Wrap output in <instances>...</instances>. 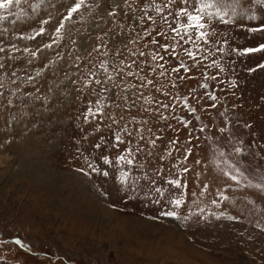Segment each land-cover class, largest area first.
I'll list each match as a JSON object with an SVG mask.
<instances>
[{
    "label": "rangeland",
    "instance_id": "rangeland-1",
    "mask_svg": "<svg viewBox=\"0 0 264 264\" xmlns=\"http://www.w3.org/2000/svg\"><path fill=\"white\" fill-rule=\"evenodd\" d=\"M151 2L139 0L137 7L136 0H130L135 16L138 18L142 15V7ZM154 2L162 7L167 4V0ZM243 2L247 4L249 0ZM29 3L39 7L29 8L22 0L20 5H13L11 14L0 10V14L7 16L6 20L0 21V30L7 29L0 31V46L5 49L0 52V64L4 65L0 68V84L3 85L0 92L4 93L0 97V264H264V193L253 188L234 192V182L221 175L212 163L211 149L205 148L204 140L198 146L193 140L194 156L191 159H202V165L195 166V171L202 174L198 177L189 176L188 185L190 193H199L204 185L208 186V192L198 200L189 195L186 206L177 209L181 215L193 214V218L187 222L161 216L162 206L152 204L150 198L145 199L142 193L129 198L128 194L118 190L114 175L103 181L95 175L88 179L76 171L83 166L77 149L85 155L94 153L99 162V157L106 154L105 149L103 146L95 149L94 145L101 142V137L111 144L109 138L112 130L120 127L113 124L110 130L106 127L110 121L99 117L91 123H85L83 113L87 110L88 101L91 100L95 106L98 99L93 89L100 91L94 84L85 85V78L91 79L89 69L97 71L98 78L103 79V70L98 69L102 59L109 60L111 71L113 61L118 63L120 59L131 57L127 50L122 57L117 58L111 54L102 57L95 52L88 56L83 49L78 53L75 45L67 39L58 49H43L32 56L31 52L42 48L43 43L50 42V38L47 34L36 40L22 37L41 27V21L48 19L49 12L55 15L59 10L63 13L64 8L59 0H44L43 3L41 0H29ZM53 4L55 7L49 6ZM252 11L258 12L259 8H253ZM167 13L165 7L164 14ZM147 15L153 16L156 24L153 25L145 17V29L154 27L153 35L167 30V25L161 21L154 6L148 8ZM59 18L56 17L57 20ZM237 23H247L251 27L256 26L257 22ZM260 23H264V18ZM125 24L126 27H136L140 31L138 19L136 25H133L130 16ZM43 27L51 30L49 25ZM78 27H71L69 35L79 43L87 33L81 29L78 34ZM219 30L226 31L228 47L231 48H256L264 44V34L250 33L236 26H221ZM157 39L160 43L167 42L163 37ZM150 40L151 37H147L128 47L147 52L157 47ZM145 44L148 48H144ZM57 52L66 57V62L59 60ZM77 54L82 56L77 61L79 68L72 63ZM212 58L227 60L228 63L223 66L226 69L234 68L235 71L228 70L220 74L225 81L219 85L223 91L217 90L214 82H211L213 86L207 90L216 92L223 107L211 109V117L203 113L199 105L198 112L206 123L211 124L215 120L216 125L226 126L224 117L217 113L227 109V117L231 121L227 126L243 141V159L250 165L249 171L255 176L264 169V69L257 68L254 72L249 69L264 64V52L245 56L232 53L227 57L216 53L205 64L210 63ZM168 59L171 60L170 57ZM52 61H57L55 68L51 65ZM174 66L175 61H171L165 67L170 69ZM37 70L41 71L40 76H37ZM202 72L213 75L218 70L201 68L197 72L193 69L190 75L198 78L186 79L179 85L182 96L191 95L193 88L197 90L196 96H203L205 90L199 87L203 80ZM148 75L154 79L158 77V74L150 71ZM29 77H34V81L29 82ZM158 79L167 81L168 77ZM232 79L238 82L236 88H230L227 83ZM117 80L120 78L117 77ZM127 82L138 83L132 77L126 81L120 80L122 87ZM141 91L145 96L164 99L162 94L154 92L151 87ZM125 94L131 96V92ZM36 97H46L47 100ZM101 103L109 105L104 109L106 116L113 115L120 119L123 115L120 125L129 121L127 109L111 106L110 100H102ZM202 103L211 101L205 97ZM136 114V109H133L131 115ZM174 114L184 115L185 110L177 105ZM169 122L181 128L179 136L182 140L187 138V130L182 129L175 120ZM245 124L251 127H244ZM149 126L156 131L162 123L156 126L150 123ZM172 136V131H166L165 141ZM124 147L121 145V150ZM162 148L163 145L155 151L160 152ZM107 154L115 156L117 150L113 148ZM177 158L179 154H174L173 160L161 162L157 157L152 167L161 163L168 166ZM101 167L104 165L101 164ZM37 168H41L44 174L38 172ZM31 171L36 173L32 174ZM109 171L114 174L115 170ZM228 184H233V188H228ZM99 189L107 195H102ZM221 189L229 195V201L220 198L218 193ZM213 199L218 203H211ZM163 210H168V206L164 205ZM230 216L236 219H229ZM16 239L24 241L26 246L15 244Z\"/></svg>",
    "mask_w": 264,
    "mask_h": 264
},
{
    "label": "snow or ice",
    "instance_id": "snow-or-ice-1",
    "mask_svg": "<svg viewBox=\"0 0 264 264\" xmlns=\"http://www.w3.org/2000/svg\"><path fill=\"white\" fill-rule=\"evenodd\" d=\"M23 2L32 9L39 7L37 4L29 3V0H23ZM43 2L44 0H41V3ZM59 2L64 8L63 13L59 10L55 15L49 12L48 19L41 21V27L33 29L30 34L22 37L36 40L47 34L50 38V42L43 43L42 48L32 51V56H36L37 52L43 49L51 50L54 47L58 49L67 39L72 45H75L78 53L83 49L88 56L95 52L102 57H108L111 54L113 58H117L122 57L124 51L127 50L131 57V59L128 57L120 59L118 63L113 61L111 71L109 70V60L102 59L98 69L103 70V79L98 78L97 71L89 69L88 75L91 79L85 78V85L92 86L94 84L100 88V91L96 92L93 89L98 99L95 106L91 100L88 101L87 110L83 113L85 123H91L99 117L107 118L110 121L106 125L110 130H112L113 124L120 127L117 130H112V135L109 138L111 144L101 137V142L94 145L95 149H100L102 146L105 149L106 154L99 157V162H97L94 153L85 155L80 149H77L83 160V166L77 168V172L88 179L95 175L103 181L113 178L114 175L119 186L118 190L128 194L129 198H134L142 193L145 199L150 198L152 204L162 206L161 216L187 222L193 218V214L181 215L177 209L186 206L189 195L198 200L200 196L206 195L208 192V186L204 185L199 193H190L188 185L189 176L198 177L202 174L195 171V166L202 165V159H191L194 156L193 140L197 142V146L201 140H204L205 148L211 149L212 163L219 169L221 175L234 182V192L253 188L264 193V169L257 172L255 176L249 171L250 165L243 159L245 152L243 141L239 140L233 129L227 126L231 123L227 117V109L217 113L224 117L226 126H218L215 120L211 124L206 123L197 108L199 105L201 111L211 117V109L223 107L216 92L207 90L213 86L211 82H214L217 90L223 91L219 85L225 81L221 79L220 74L228 70L235 71L234 68L226 69L223 66L228 63L227 60L212 58L208 64H205V61L215 57L216 53L227 57L232 53L237 56H245L264 52V44L256 48L245 49L228 47L229 38L226 31L219 30L221 26H236L250 33L264 34V23H260L264 18V0H249L247 4L243 0H167V4L163 7L152 0L151 3L142 7V15L138 18L135 16V10L130 0H74V2L59 0ZM21 3L22 0H0V10L11 14L13 5L18 6ZM136 5L139 7V0H136ZM49 6L55 7L54 4ZM153 6L156 13L161 16V21L167 25V30L156 32L155 35H153L154 27L151 29L143 27L145 17L153 25L156 24L155 18L147 15L148 8ZM165 7L168 9L167 15L164 14ZM256 7L259 8V11H252ZM57 16L61 18L57 20ZM130 16L133 25H136L137 19L139 20L140 31H137L136 27H126L125 21ZM6 19L7 16L0 14V21ZM54 20L55 23H53ZM237 21L257 23L256 26L249 27L247 23L238 24ZM12 23L15 24L16 21L13 20ZM43 25H49L51 30L46 29ZM76 25L80 26L76 28L78 34L81 29L87 33L79 43L69 35L71 27ZM89 29L92 30L89 31ZM0 31H7V29ZM169 32H171V36H169ZM147 37H151L150 43L157 46L155 49L145 52L128 47L129 44L136 45ZM157 37H163L167 42L160 43ZM90 41L96 43H89ZM13 47L15 48V46ZM89 48L91 51H88ZM144 48H148V45L145 44ZM4 51V47L0 46V52ZM25 51L30 50L25 49ZM57 56L60 61L66 62V57L59 52H57ZM169 57L171 60L168 59ZM81 59L82 56L77 54L72 63L79 68L77 61ZM171 61H175V66L170 69L166 68L165 66ZM51 65L55 68L57 61H52ZM3 66L0 64V68ZM201 68L205 70L216 68L218 72L213 75H207L206 72L201 73L203 80L199 87L205 90L203 96H196L195 88L192 89L191 95L182 96L179 92V85L186 79H197V76L190 75V73L193 69L200 72ZM257 68L264 69V64H259L249 71L254 72ZM149 71L158 74V77H168V79L160 81L158 77L151 78L148 75ZM40 75L41 71L37 70V76ZM53 75H55V71H53ZM65 75L67 74L65 73ZM117 77L124 81L128 77H132L138 83L127 82L126 86L122 87ZM34 79V77H29L28 81L33 82ZM69 79L71 78L69 77ZM72 83L75 84L76 81H72ZM227 83L230 88L238 86L235 79L227 81ZM0 87L3 85L0 84ZM149 87L154 92L162 94L164 99L153 95L145 96L141 89ZM133 89L134 92L131 91ZM129 92H131V96L125 94ZM3 95L4 93L0 92V97ZM205 97L211 103H202ZM36 99L47 100L46 97H36ZM102 100H110L113 107L127 109L130 114L129 121L120 125V121L124 119L123 115L120 119H116L113 115L106 116L104 109L109 105L101 103ZM141 100L143 103H140ZM224 102H226V98ZM8 103L10 104L11 100ZM177 105L185 110L184 115L174 114L177 112ZM133 109H136V115H131ZM171 120H175L182 126V129L187 130L186 139L180 138L181 128L175 127L169 122ZM150 123L153 126L162 123V126L153 131V127L149 126ZM244 127H251V125L245 124ZM97 130H100L99 124H97ZM169 130L173 132V136L165 141L164 133ZM121 145H125L122 150ZM161 145H163L161 151L156 152L155 150L161 148ZM226 147L229 150L226 151ZM113 148L117 150V154L115 156L108 155L107 153L111 152ZM174 154H179V158L175 159L174 163L168 166L161 163L152 167V162L157 157L161 162L171 161ZM138 156L141 159H137ZM101 164L104 167H101ZM204 167L207 168V165L205 164ZM109 169H114V174L110 173ZM158 181H162V183H158ZM227 187L233 188V184H228ZM99 190L102 195H107L102 189ZM218 194L222 200L229 201L230 197L225 194L223 189ZM193 202L195 203V201ZM211 203L217 204L218 201L213 199ZM164 205L168 206V210H163ZM202 214L203 209L200 210V215ZM212 215L216 214L212 213ZM229 219H236V217L230 216ZM197 222H199L198 217ZM14 243L21 247L26 246L21 239H16Z\"/></svg>",
    "mask_w": 264,
    "mask_h": 264
},
{
    "label": "bare ground",
    "instance_id": "bare-ground-1",
    "mask_svg": "<svg viewBox=\"0 0 264 264\" xmlns=\"http://www.w3.org/2000/svg\"><path fill=\"white\" fill-rule=\"evenodd\" d=\"M26 167H27V166H26ZM38 167H39V166H38ZM24 168H25V167H24ZM25 169H26V171H28V173L30 172V171L28 170V167L25 168ZM37 171H38V172H42V171H41V168H40V169L37 168ZM44 171H45V170H44ZM31 173L34 174V173H36V172H35V171H34V172L31 171ZM42 174H44V173L42 172ZM38 175H39V174H38ZM40 177H41V176H40ZM48 177H49V176H48ZM41 178H42V177H41Z\"/></svg>",
    "mask_w": 264,
    "mask_h": 264
}]
</instances>
